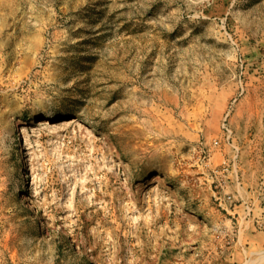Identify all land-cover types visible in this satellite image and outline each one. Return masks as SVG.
Here are the masks:
<instances>
[{
  "label": "rangeland",
  "instance_id": "rangeland-1",
  "mask_svg": "<svg viewBox=\"0 0 264 264\" xmlns=\"http://www.w3.org/2000/svg\"><path fill=\"white\" fill-rule=\"evenodd\" d=\"M0 264H264V0H0Z\"/></svg>",
  "mask_w": 264,
  "mask_h": 264
},
{
  "label": "bare ground",
  "instance_id": "bare-ground-1",
  "mask_svg": "<svg viewBox=\"0 0 264 264\" xmlns=\"http://www.w3.org/2000/svg\"><path fill=\"white\" fill-rule=\"evenodd\" d=\"M44 121H47V120H44ZM45 123H47L48 124V122H45ZM47 124H45V126L47 125ZM26 155L25 156H27L28 155V153H25ZM28 177H29V175H28ZM154 181H157L156 179H154Z\"/></svg>",
  "mask_w": 264,
  "mask_h": 264
}]
</instances>
